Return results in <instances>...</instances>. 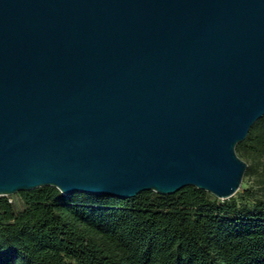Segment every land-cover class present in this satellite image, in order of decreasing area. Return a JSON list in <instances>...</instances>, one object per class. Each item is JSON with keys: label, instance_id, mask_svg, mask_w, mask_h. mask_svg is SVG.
I'll use <instances>...</instances> for the list:
<instances>
[{"label": "water", "instance_id": "water-1", "mask_svg": "<svg viewBox=\"0 0 264 264\" xmlns=\"http://www.w3.org/2000/svg\"><path fill=\"white\" fill-rule=\"evenodd\" d=\"M264 114V0H0V196L227 199Z\"/></svg>", "mask_w": 264, "mask_h": 264}, {"label": "trees", "instance_id": "trees-1", "mask_svg": "<svg viewBox=\"0 0 264 264\" xmlns=\"http://www.w3.org/2000/svg\"><path fill=\"white\" fill-rule=\"evenodd\" d=\"M249 184L122 199L43 186L0 196V264H264V114L238 142Z\"/></svg>", "mask_w": 264, "mask_h": 264}, {"label": "rangeland", "instance_id": "rangeland-1", "mask_svg": "<svg viewBox=\"0 0 264 264\" xmlns=\"http://www.w3.org/2000/svg\"><path fill=\"white\" fill-rule=\"evenodd\" d=\"M241 159H243L244 161H246L247 163H250V160L245 159L244 157H240ZM249 184V181L247 180V178L243 177L242 179V183L240 185V188L238 191H243V189H245V187ZM9 199L14 203V207L16 210H20L22 209L23 205L22 202L20 200V195L19 192L14 193L12 195H8Z\"/></svg>", "mask_w": 264, "mask_h": 264}]
</instances>
